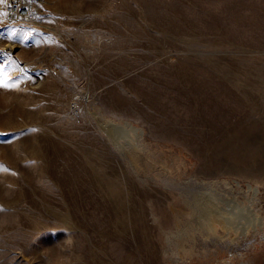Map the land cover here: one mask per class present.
I'll use <instances>...</instances> for the list:
<instances>
[{
    "label": "rangeland",
    "instance_id": "obj_1",
    "mask_svg": "<svg viewBox=\"0 0 264 264\" xmlns=\"http://www.w3.org/2000/svg\"><path fill=\"white\" fill-rule=\"evenodd\" d=\"M25 1L0 264H264V0Z\"/></svg>",
    "mask_w": 264,
    "mask_h": 264
},
{
    "label": "built area",
    "instance_id": "obj_2",
    "mask_svg": "<svg viewBox=\"0 0 264 264\" xmlns=\"http://www.w3.org/2000/svg\"><path fill=\"white\" fill-rule=\"evenodd\" d=\"M32 6L25 0H5L3 12L13 21L23 22L29 19Z\"/></svg>",
    "mask_w": 264,
    "mask_h": 264
},
{
    "label": "bare ground",
    "instance_id": "obj_3",
    "mask_svg": "<svg viewBox=\"0 0 264 264\" xmlns=\"http://www.w3.org/2000/svg\"><path fill=\"white\" fill-rule=\"evenodd\" d=\"M124 132H125V131H124ZM127 132H128V131H127ZM127 132H125V134H126ZM120 133H121V132H120ZM122 136H123V135H122ZM122 136H121V137H122ZM121 137L113 136V137H112V140L117 144V143L119 142V140L122 139ZM233 209H234L233 207L228 206V207L226 208L227 215H230V216L232 215V216H233V215H234V214H233Z\"/></svg>",
    "mask_w": 264,
    "mask_h": 264
},
{
    "label": "snow or ice",
    "instance_id": "obj_4",
    "mask_svg": "<svg viewBox=\"0 0 264 264\" xmlns=\"http://www.w3.org/2000/svg\"><path fill=\"white\" fill-rule=\"evenodd\" d=\"M6 85L3 82H0V87H5Z\"/></svg>",
    "mask_w": 264,
    "mask_h": 264
}]
</instances>
